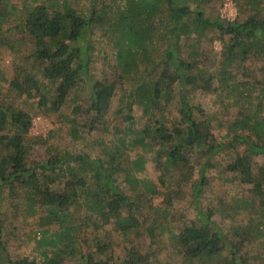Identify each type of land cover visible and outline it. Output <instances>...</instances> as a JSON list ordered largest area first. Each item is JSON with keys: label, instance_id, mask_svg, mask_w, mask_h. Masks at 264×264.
<instances>
[{"label": "trees", "instance_id": "1", "mask_svg": "<svg viewBox=\"0 0 264 264\" xmlns=\"http://www.w3.org/2000/svg\"><path fill=\"white\" fill-rule=\"evenodd\" d=\"M12 1L0 0V47L2 36L14 32L25 53L10 77L0 74V83L8 87L7 96L0 97V208L5 201L24 199V218L38 216L37 244L45 248L39 258L11 259L0 238V264H70L71 258L79 264H170L151 258L164 245L179 256L175 264H264V242L259 241L264 238V165L253 166V157L264 155V120L239 112L242 118L225 125L228 140L223 143L213 130L225 124V113L215 117L194 101L198 93L226 91L252 103L247 92L258 90L256 81L238 82L237 76L240 69L245 77L249 74L247 61H262L264 72V0H245L249 9L244 12L250 14L232 21L206 13L215 0H29L18 16ZM214 33L221 51L212 69L201 65L198 47L204 41L210 45L207 37ZM95 44L109 45L112 79L105 73L99 79L90 75L94 53L101 51ZM9 46L15 50V42ZM120 91L124 109L117 113L126 125L119 133L129 141L122 139L111 148L98 142L102 155L59 146L52 134H28L35 113L56 115L70 107L71 117L92 115L89 130H97ZM261 93L264 97V85ZM11 96L30 99V106L26 100L16 102L18 98L9 101ZM176 99L179 106L172 108ZM135 104L143 110L140 129L130 128ZM254 105L262 108L261 100ZM68 123V135L79 142L84 124ZM36 145L45 149L40 159L31 155ZM130 145L140 152L125 168ZM222 153L230 157L225 171L250 186L247 219L231 223L230 230L214 220L216 213H227L224 200H218V208L204 209L201 203L206 171L215 168ZM148 160L156 182L136 176ZM118 174L131 193L116 183ZM59 180L62 189L51 190ZM158 196L161 202L153 204ZM179 197L184 211L175 208ZM77 209L83 212L80 219L72 217ZM53 223L60 229L49 234ZM107 224L124 247L120 260L113 257L112 242H105ZM144 236V249L130 241ZM252 244L256 254L247 251Z\"/></svg>", "mask_w": 264, "mask_h": 264}, {"label": "rangeland", "instance_id": "2", "mask_svg": "<svg viewBox=\"0 0 264 264\" xmlns=\"http://www.w3.org/2000/svg\"><path fill=\"white\" fill-rule=\"evenodd\" d=\"M23 2H29V0H13L12 3L15 4L17 7V10H15L16 14H13L14 16H18L19 14L22 15L24 12L21 11L22 3ZM245 2V0H215L209 5L206 6L205 10L206 13L212 17L219 16L225 20L232 21L234 20L239 14L244 13L246 16L250 14L249 12H244L245 10L249 9L248 6L243 5L242 3ZM240 4V5H239ZM9 10H11V6L9 5ZM20 11V12H19ZM251 12V11H250ZM14 18V17H13ZM14 26V25H13ZM3 28L6 29L7 25H3ZM217 33H214V35H210L207 38L212 39L210 45L205 43L204 45L198 47V52L200 56L198 57L199 61L201 62L202 66H206L207 68H212L216 64V60L219 57L220 51H221V43L219 38L217 37ZM97 36V35H96ZM19 38V35H17L14 32H8L5 33L2 36V39L4 40V43L0 47V74L8 78L12 75V71L15 68V65L21 64L23 53H25V50L23 47L16 44V40ZM99 38V36H98ZM12 42H15V50H10V46ZM206 45V46H205ZM96 49L101 51L99 53L95 52L94 56L95 58L92 61V64L90 66V75L96 79H99L103 76L105 73L106 77H110L112 79L114 75V70H112V67L114 66L113 59L114 56L111 54V50L109 49V45L102 44L96 45ZM185 50H190L189 48H185ZM106 54L107 59L104 61L103 56ZM262 61H247L246 65L248 68L246 70L249 72L248 75L240 74V72L243 70H239V74L237 76L238 82H242V80H255L258 85L257 89L252 92H247L248 99L250 101L247 103L244 97L237 96L234 92H231L228 94L226 91H221V93L212 92V93H198L194 96V101L205 110V112L215 115V117H222L221 114H223V119L225 124L219 127L218 125L214 126L213 133L218 139H223V143H225L228 139L227 137L224 138V135L226 133V127L225 125L229 122H232L237 117L242 118V116H239V112L249 113V118L251 119H263L264 120V97H262L261 93V87L264 85V72L260 67L262 66ZM141 65V66H140ZM139 65V69H142L144 66L143 63ZM211 69V70H212ZM234 72H236L234 68ZM245 72V70H244ZM138 76V73L135 74ZM237 75V74H236ZM135 76V79H137ZM134 79V80H135ZM137 84L135 81L133 82V86ZM0 92H3L0 97L4 94V97L7 95L5 94L7 90V85L2 82L0 83ZM127 92H128V87ZM80 96L82 97L83 93L82 91L79 92ZM12 98H18L16 102L19 101V103L22 100H26L27 104L30 106V99L25 97H13L8 98L9 101ZM122 98V91L119 92L116 98H114L110 104V110L108 111V115L105 121L98 123L99 129L97 130H89V127L91 126V122L93 121L92 115H84L79 114L76 116L71 117L70 110L71 107L63 111L61 114L56 115H50L45 116L41 113H35L32 116L31 120V126L29 128L28 134L30 136H39L42 138L47 137L49 134L53 135V138H58L60 141L59 146H66L68 148H73L75 150H78L80 152L88 153L92 157H97L98 154L102 155L101 147L98 144V142L103 143V145L106 148H111L115 146L120 140H125V142L129 141L126 138H123L122 135L119 133L124 127H125V121L123 120V117L121 114L117 113V110L124 109L121 102ZM238 100V101H237ZM261 100L262 102V108H257L254 103L259 102ZM124 103V102H123ZM245 103V105H243ZM21 105V107L26 106ZM176 105H178L177 99L174 100L172 104V108H174ZM179 106V105H178ZM124 110L122 114L125 112ZM247 111V112H246ZM127 114V112H126ZM132 118L131 123V129H140L143 125V110L139 105L135 104L133 106L132 111L129 113ZM124 116V115H123ZM66 120V123L63 121ZM68 120H74V124L83 125L80 128V134L83 139H80L79 142H74L71 137L68 135L67 131L71 125L68 123ZM169 124V123H168ZM95 125V123L93 124ZM85 126V127H84ZM135 137L134 134L131 135V138ZM222 142V141H221ZM127 144V143H126ZM65 147V148H66ZM140 150L138 146H129L128 149L125 151L126 157H128V160H126V163H124L125 168L127 167L128 162H132L135 160L136 156H138ZM246 150L243 147L241 149V155L245 154ZM45 149L43 146L36 145L34 146L31 155H33V158L40 159V155H45ZM147 157L150 156V154L146 155ZM220 157H217L218 164H216L215 168H209L206 171V179L208 181V185L204 186V193L201 197V203L202 207L208 208H218L219 207V199L224 200V202L227 203L228 210H226L227 213L219 212L216 213L214 216L215 222L220 223L222 226L226 227L225 229H229V225L232 224H238L240 225L244 220L247 219V209L244 210L247 206L245 204L246 197L250 196L247 189L250 187L248 184H242L240 183L238 176L235 173H230L225 171L227 168V164H229L230 157L223 156V153L219 155ZM253 162L255 165L253 166H259L264 165V155L261 156H254ZM137 177L140 178H147L151 181H155L157 179V174L154 171L153 164L151 161H147L144 171L136 173ZM195 178H198V175H195ZM64 181V179H62ZM62 180H59L54 186H52L50 189L55 191H60L62 188L58 187V183ZM116 183L119 185L120 188L127 191V193H131L129 190V186L124 181V177L121 174H118ZM63 184V183H62ZM184 195L188 197L189 195V189L188 187L184 190ZM162 200V197L158 196L154 198L153 204H159ZM175 208L178 211H184L185 209V202L180 200V197L178 199L174 200ZM4 206L0 208V221L2 223L1 225V241L4 243L6 254L8 255V258L15 259L17 257L26 256L29 258H39L40 252L45 248L43 246H40L37 244V241L39 238H41V234H38L37 232L40 231L39 228V218L36 217H27L24 218V210L26 208V204L24 202V199H16L13 202L5 201ZM13 204V205H12ZM15 206V207H14ZM236 206L235 209H231V207ZM255 207L257 208L255 210V213L261 212L258 211L259 205L256 204ZM250 209V207H249ZM78 210V209H77ZM191 211V209H187ZM251 210V209H250ZM256 213V214H257ZM236 214V215H235ZM83 212L82 210H78L77 215H73L74 218H82ZM254 216V215H253ZM256 216V215H255ZM254 216V217H255ZM84 218V217H83ZM255 222V221H253ZM264 228V225H263ZM60 229L59 224L53 223L48 226L49 234L58 231ZM105 229L107 231V238H105V242L111 241L113 244L114 250V259L120 260L124 255V247L120 244V238L113 232L112 224H107L105 226ZM88 231V229H87ZM145 235V233H143ZM164 236V239L167 236V233ZM146 236V235H145ZM143 237L140 241H137L134 239V237H131L130 241L132 244H138L142 249L146 247L147 240H145L146 237ZM259 241L264 242V238H259ZM118 242V243H117ZM130 246V245H128ZM127 246V247H128ZM161 254L160 252H154V254L151 256V258L157 257L160 258V261H163V263H177L179 261V256L175 255L172 250L169 247L163 246L161 248ZM247 251L250 254H256V244H252L247 246ZM174 258V260H173ZM173 261V262H172ZM70 264H79L76 262V259H70ZM179 264V263H178Z\"/></svg>", "mask_w": 264, "mask_h": 264}]
</instances>
